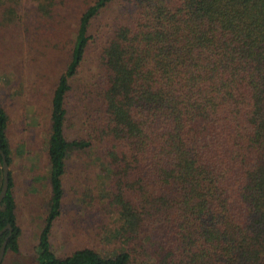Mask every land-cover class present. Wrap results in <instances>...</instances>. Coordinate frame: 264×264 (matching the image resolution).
<instances>
[{
	"label": "trees",
	"instance_id": "1",
	"mask_svg": "<svg viewBox=\"0 0 264 264\" xmlns=\"http://www.w3.org/2000/svg\"><path fill=\"white\" fill-rule=\"evenodd\" d=\"M67 1L0 0V28L15 25L29 3L54 21L56 36ZM112 1L82 12L51 99L52 195L39 264H264V0H127L126 19L97 38L90 25ZM92 47L98 76L72 104ZM81 104V133L70 138ZM8 125L0 104V148L10 166ZM96 145L121 248L106 254L88 244L58 255L50 236L62 214L68 161ZM2 165L0 154V192ZM13 186L10 171L0 231L12 229L0 234V249L8 237L6 252L19 253Z\"/></svg>",
	"mask_w": 264,
	"mask_h": 264
},
{
	"label": "rangeland",
	"instance_id": "2",
	"mask_svg": "<svg viewBox=\"0 0 264 264\" xmlns=\"http://www.w3.org/2000/svg\"><path fill=\"white\" fill-rule=\"evenodd\" d=\"M95 1L68 0L56 16L63 19L56 36L50 32L54 21L31 11L29 3L22 7V17L15 25L0 28V104L9 116L7 131L22 227L20 252H6L2 264H39V235L46 223L52 195L48 173L51 99L60 75L71 60L72 39L76 36L80 16ZM131 9L132 4L127 0H113L93 19L90 33L100 38L99 34H105L116 19L125 20ZM25 20L29 22L30 31L24 26ZM98 71L92 47L79 77L73 82L76 89L71 95L72 104L87 85L94 83ZM83 104L73 110L67 129L70 138L81 133ZM99 154L100 148L96 145L88 154L75 152L70 156L62 214L55 221L50 236L52 248L58 255H67L88 244L106 254L121 248V243L111 233L117 225V213L107 206L110 182ZM29 182L33 187H40L31 203L25 193Z\"/></svg>",
	"mask_w": 264,
	"mask_h": 264
},
{
	"label": "water",
	"instance_id": "3",
	"mask_svg": "<svg viewBox=\"0 0 264 264\" xmlns=\"http://www.w3.org/2000/svg\"><path fill=\"white\" fill-rule=\"evenodd\" d=\"M0 154L2 156V160H3V171H4V182H3V186L0 192V203L3 201V199L5 198L8 190H9V174H10V166L9 163L7 161V157L6 154L4 153V151L0 148ZM6 229H12V226L9 224L7 225L2 231H0V234H2ZM7 243H8V237L4 240L1 249H0V264H2V260L4 257V254L6 252V247H7Z\"/></svg>",
	"mask_w": 264,
	"mask_h": 264
},
{
	"label": "crops",
	"instance_id": "4",
	"mask_svg": "<svg viewBox=\"0 0 264 264\" xmlns=\"http://www.w3.org/2000/svg\"><path fill=\"white\" fill-rule=\"evenodd\" d=\"M10 146H11V143H10ZM11 153H12V151H11ZM13 163H14V160H13ZM12 164L10 165V171L11 172H12ZM48 173H49V171H48ZM12 176H13V180H14L13 195H14L15 202H16V210L15 211H16V215H17L18 224L20 225L19 217H18V208H19V196L17 194L18 185L16 183V179H15V176H14L13 172H12ZM39 189H40L39 186L36 185L35 187H33L32 183H30V182L27 184V189H26L25 193H26V196H27V198L29 200V203H31V200H32L33 196L37 195L40 192ZM20 227H21V225H20ZM21 229H22V227H21ZM21 237H22V234H21ZM21 237H20V239H21Z\"/></svg>",
	"mask_w": 264,
	"mask_h": 264
}]
</instances>
